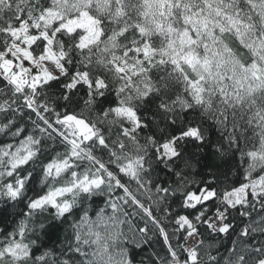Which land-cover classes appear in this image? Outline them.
Masks as SVG:
<instances>
[{
  "label": "snow or ice",
  "instance_id": "obj_1",
  "mask_svg": "<svg viewBox=\"0 0 264 264\" xmlns=\"http://www.w3.org/2000/svg\"><path fill=\"white\" fill-rule=\"evenodd\" d=\"M0 264H264V0H0Z\"/></svg>",
  "mask_w": 264,
  "mask_h": 264
},
{
  "label": "trees",
  "instance_id": "obj_2",
  "mask_svg": "<svg viewBox=\"0 0 264 264\" xmlns=\"http://www.w3.org/2000/svg\"><path fill=\"white\" fill-rule=\"evenodd\" d=\"M150 250V249H149ZM139 252V250H137ZM144 253H141V255H143ZM138 259L140 258V256L137 257Z\"/></svg>",
  "mask_w": 264,
  "mask_h": 264
}]
</instances>
